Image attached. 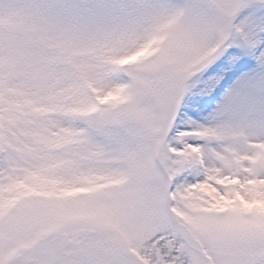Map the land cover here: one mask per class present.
Here are the masks:
<instances>
[{"label":"snow or ice","instance_id":"snow-or-ice-1","mask_svg":"<svg viewBox=\"0 0 264 264\" xmlns=\"http://www.w3.org/2000/svg\"><path fill=\"white\" fill-rule=\"evenodd\" d=\"M0 264H264V0H0Z\"/></svg>","mask_w":264,"mask_h":264}]
</instances>
